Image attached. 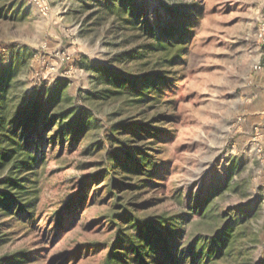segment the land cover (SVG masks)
<instances>
[{
	"label": "rangeland",
	"instance_id": "rangeland-1",
	"mask_svg": "<svg viewBox=\"0 0 264 264\" xmlns=\"http://www.w3.org/2000/svg\"><path fill=\"white\" fill-rule=\"evenodd\" d=\"M131 3L139 16L134 29L110 0H0L6 16L0 17V71L13 65V92L34 99L42 87L53 94L63 84L72 112L83 108L94 121L87 144L62 150L47 144L44 157L38 154L30 178L36 195L27 211L0 208V264H104L116 232L106 219L115 213L114 203L107 191L97 190L107 181L95 188L103 153L86 150L119 124L152 125L162 136L155 145L163 167L155 180L159 186L133 193L139 196L134 207L139 216L191 212L195 198L220 193L210 217L233 213L234 205L253 215L244 239L246 258L232 259L264 264V85L258 86L264 75V0ZM145 22L157 35L170 29L177 42L172 56L184 47L172 67L155 68L159 56L120 61L149 41L138 29ZM150 69L168 76L145 92L155 100L135 106L123 98L92 97L107 88V71L138 75ZM83 189L89 204L82 216H66L58 226L59 214ZM210 222L194 216L185 225L183 244L196 250L207 244L214 231Z\"/></svg>",
	"mask_w": 264,
	"mask_h": 264
},
{
	"label": "trees",
	"instance_id": "trees-1",
	"mask_svg": "<svg viewBox=\"0 0 264 264\" xmlns=\"http://www.w3.org/2000/svg\"><path fill=\"white\" fill-rule=\"evenodd\" d=\"M110 1L120 16H127L125 25L134 29L139 16L135 8H132L131 0ZM185 14L186 12L181 18ZM0 17H6L2 14V8ZM143 25V28H138L140 38L146 36L149 41L122 54L120 61L129 63L143 61L149 56H159L154 64L155 68L166 69L176 64L184 47L179 46L175 50L178 55L172 56L171 47L177 42L170 29L157 35L146 22ZM186 39L187 33L182 41ZM150 65L149 62L144 67ZM166 73H157L153 69L138 75L107 71L104 75L107 88L92 97L103 101L123 98L129 104L143 105L147 100H155L145 92L158 88L167 79ZM16 74L13 65L0 71V176L2 173L6 174L1 181L3 189H0V208L4 211H10L16 206L18 210L27 211L33 205L35 198L32 197L36 195L33 186L37 183L30 181V178L35 170L38 154L41 157L45 155V145L56 146L62 150L66 146L74 149L78 144H87L89 130L94 126L91 114H87L83 108L77 114L72 112L69 96L62 95L65 88L61 87L63 84L58 85L53 94L49 93L48 88L42 87L36 98L25 100L13 92L16 88L13 81ZM52 129L56 131L52 133ZM110 132L111 134H106L98 142L88 143L86 150L87 153H103V170L94 178L95 188L107 181L106 185L97 190L107 191L106 197L114 203L115 213L106 219L116 232L104 264H243L232 258H246L247 247L244 239L252 214L243 207L234 205L233 213L223 211L218 218L210 217L215 198L221 195L218 193L210 200L195 198L193 206H190L191 212L184 210L150 217L139 216L134 209L137 205L135 199L139 196L133 193L144 191L150 186H159L155 180L162 178L163 167L158 161L159 151L155 145L162 136L152 125L132 128L119 124ZM121 134L126 139H120ZM84 190L74 196L65 213L59 214L58 226L66 221V216H82L83 210L89 204L87 191ZM128 194L134 195L130 203L125 201ZM194 216L210 219V226L214 229L207 244H202L199 251L193 246L183 244L186 239L185 225ZM99 221L94 220L92 225L95 226Z\"/></svg>",
	"mask_w": 264,
	"mask_h": 264
},
{
	"label": "crops",
	"instance_id": "crops-1",
	"mask_svg": "<svg viewBox=\"0 0 264 264\" xmlns=\"http://www.w3.org/2000/svg\"><path fill=\"white\" fill-rule=\"evenodd\" d=\"M263 71H264V69H263ZM262 85H264V75H263V78L259 80L258 86H262Z\"/></svg>",
	"mask_w": 264,
	"mask_h": 264
},
{
	"label": "built area",
	"instance_id": "built-area-1",
	"mask_svg": "<svg viewBox=\"0 0 264 264\" xmlns=\"http://www.w3.org/2000/svg\"><path fill=\"white\" fill-rule=\"evenodd\" d=\"M263 35H264V27H263Z\"/></svg>",
	"mask_w": 264,
	"mask_h": 264
}]
</instances>
